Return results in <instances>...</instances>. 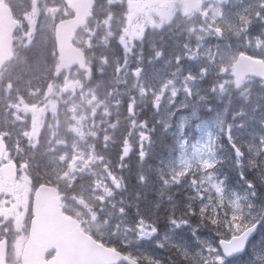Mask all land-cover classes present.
<instances>
[{
	"label": "rangeland",
	"instance_id": "1",
	"mask_svg": "<svg viewBox=\"0 0 264 264\" xmlns=\"http://www.w3.org/2000/svg\"><path fill=\"white\" fill-rule=\"evenodd\" d=\"M11 1L15 5L17 17L25 23L18 36V46L29 43L36 31L41 36L48 37L53 25L67 15L61 0ZM118 1L112 0L108 4ZM128 1L132 23H129L125 34L129 40L133 41V47L136 48L143 37L147 35L153 37L155 40L148 47L149 55L154 61L160 62L162 51L157 45L156 38L167 33L176 49L171 50L169 47L168 53H164V56L168 55L170 58L172 54L179 55V58H174L173 62H162V66L150 73H144L145 76L142 78H139L140 71L144 70L139 67H137V73L133 74L137 81L135 89L136 96L139 98L138 102L141 97L148 95L156 108L164 104L169 109L172 104L170 110L165 108L163 122L165 126L173 125L174 131H180L178 136L180 154L172 163V167L164 170L166 178L163 176V182L179 185V188L188 191L190 203L196 206L199 216L206 215L207 220L212 221L209 229H213V220H217L221 223L223 230L220 232L213 229L211 235L198 236L196 231L190 228L191 224L180 222L181 226L177 233L172 236L164 234L157 238V234L149 225L129 226L120 202L114 199L109 182L104 180L103 176L99 178V181L82 190L80 194L70 198L69 202L65 203V207L73 212L81 210V214L76 213V215H80L85 230L93 232L98 242L104 245L114 242L118 246L116 242L121 241L120 246L139 263L164 264L162 262L164 255L161 250L174 249L190 260H194V263L201 259L205 264H226L217 249V241L239 234L245 228V222L261 220L264 222V209L259 212L252 204H247L246 200L240 199L238 193L226 191L223 183H217L210 172L218 157V149L215 148L218 139L238 135V131L230 130L233 122L227 116L223 100L233 85L232 68L235 58L240 52L257 54L260 58H264V45L260 41L262 31L264 32V0H204V6L197 14H190L184 10V0H172L165 3L151 0ZM256 2L260 5L256 6ZM81 35L87 42L86 37L89 36V32ZM38 49L43 52V56L38 59L39 66L42 58H52L53 51L48 50L44 53V47L41 44ZM124 49L127 55L126 50L129 49L126 46ZM129 55L131 54L127 56ZM132 58L138 66V55L133 54ZM38 66L35 65L34 68ZM70 75L65 76L69 79L63 81L58 90H55L56 87L52 83L49 84L51 79L47 75V77L38 75L35 80H29V83L35 84L28 89L27 94L17 93L12 85L5 82L0 85L3 84V95L0 97L3 109L0 111V132L10 136L9 131L12 127L14 128L17 117L20 116L19 120L22 118V121L27 119V127L23 131V136L27 139L26 146H19L18 140H13L12 150H8L3 159L4 162L11 163L15 158L21 157L19 178L7 184L0 177V222L9 223L8 231L14 247L23 240L21 229L23 211L33 191V180L30 175L38 170L37 176L48 180L51 175L59 172L61 179L70 183L76 175L82 174L79 170L82 165H88L90 168L96 165L94 162L80 159L83 157L80 152L85 143L92 152L96 151L97 125L93 109L97 106L94 103L97 89L92 86L75 88L74 82L79 80V76ZM147 77L148 82L143 84ZM138 80H140L139 83ZM100 85L104 87L103 84ZM64 87H67L65 95ZM244 87L249 89L250 84L238 88ZM261 87H264V82L261 83ZM40 95H44L42 103L45 108L42 115V111L38 113L39 107L29 103ZM51 99L53 102L56 101V104H53ZM58 100L60 103H57ZM63 101L66 113L61 114V111L65 110H61ZM26 108L35 110V114L26 112L24 110ZM202 108L204 111L200 114L199 111ZM87 110H89V116ZM174 114L176 117L172 120ZM232 115L234 114L230 116ZM45 117L49 118L47 122L51 127L59 128L62 124L66 125L73 134V138H71L72 141L67 142L66 146L60 144L59 140L52 142L49 153L43 152L38 161L33 153L37 147L38 132L44 124ZM184 129L187 132L183 133ZM260 132L264 136V125L261 126V131L256 130L253 125L247 128L244 135H238L239 139L246 143L248 158L251 160L258 156L253 145L260 143H255ZM55 133L50 135V140H53V137L56 138ZM137 137H139V143H148L142 127L137 128ZM257 147L263 151L261 158L264 162V144ZM91 151L88 150L84 156H90ZM127 151L128 148H125L124 153L126 154ZM94 156L97 159L96 154ZM77 159L81 161L80 164ZM70 165L72 167H69ZM65 166L69 168L62 169ZM90 168L85 169L86 172ZM184 181H186L185 184ZM116 197L120 199V195L117 194ZM7 210L18 211L14 214L17 217L16 224L13 225L9 220H4V212ZM83 213L86 214L85 220L81 216ZM263 237L264 233L250 246L249 255H245L239 259L241 261L234 264H247V259L251 256L259 258L258 254L263 248L261 246Z\"/></svg>",
	"mask_w": 264,
	"mask_h": 264
},
{
	"label": "trees",
	"instance_id": "2",
	"mask_svg": "<svg viewBox=\"0 0 264 264\" xmlns=\"http://www.w3.org/2000/svg\"><path fill=\"white\" fill-rule=\"evenodd\" d=\"M97 1V7L102 6V9L98 14L96 8L93 13V19L89 22V27L98 26L99 31L94 36V50L91 55L95 74L97 68L116 71L123 67V49L118 44L117 33L112 32V27L114 31V25L123 27L126 23L125 5L108 4L110 0ZM106 17H111L112 20L113 25L110 23L111 34L110 37L106 36L100 40L99 34H102L103 22ZM39 45L40 43L34 42L27 48L30 56L37 58L36 50ZM51 46L52 44L43 46L44 53H47ZM25 55L29 58V55ZM46 60L51 66L50 59ZM40 62V65H42L44 58ZM24 63L26 67L38 65V59L26 60ZM128 67L129 64L125 68L127 69ZM227 102L228 116L234 114V117L240 122L247 119L257 121L264 115V89L258 86H255L251 92H232ZM128 105V101L124 100L120 111L112 109L108 113L109 118L106 117V126H115L118 122L116 116L121 117L124 122L116 126L113 132L108 131L106 133V139H108L109 143L105 148V156L110 163L106 164L105 172L107 173L108 181L111 182L110 186H119V188H113V191L114 194L119 192L122 195L124 210L127 213L137 211L138 216L135 217L133 214H128V220H132V218L134 220L144 219L150 222L158 232L169 231L171 229V215L186 219L188 210L185 206L186 201L183 193H177L170 189V191H165L160 196L158 189L161 185L160 169L156 168L157 163L154 160H157V157H160L165 152L170 159L178 154L177 135L173 132L174 128L164 130L163 124L160 123L162 111L154 110L152 105L151 107L149 105L141 107V112L137 115L136 122L143 125L146 136L149 139L148 144L141 148L142 152H144V157H141L139 138L132 133V127L129 128L130 124L127 126L125 124L126 120L129 119ZM124 131V139L117 141L119 133ZM125 139L129 145L130 153L125 158H121ZM42 147L44 148L41 145L39 149H42ZM221 148H223L222 158L216 166V177L223 180L224 185L230 187L234 193H238L240 199L245 197L247 200H251L255 204L256 210L260 211L264 207V179L261 178L263 172L260 166L261 163L248 162L244 158L240 159L246 154L244 147L237 148L234 151L233 145L222 143L219 150ZM37 172L38 170L34 172L36 177ZM76 185L77 182L75 181L73 189H75ZM120 185L123 189L120 188ZM196 226H201L202 229L206 230L208 221L197 222Z\"/></svg>",
	"mask_w": 264,
	"mask_h": 264
},
{
	"label": "water",
	"instance_id": "3",
	"mask_svg": "<svg viewBox=\"0 0 264 264\" xmlns=\"http://www.w3.org/2000/svg\"><path fill=\"white\" fill-rule=\"evenodd\" d=\"M73 17L58 23L54 30V39L58 54L59 71L75 65L87 73L90 79V70L85 68V60L81 51L74 48L71 41L79 28L84 27L89 12L94 6L93 0H63ZM186 10L196 12L200 0H185ZM18 27V22L12 18L10 9L0 2V71L5 63L11 60L12 35ZM235 77L238 82L247 77L264 80V65L260 60L246 56H239L235 64ZM5 150L0 137V157ZM1 172L7 181L15 180L17 176L14 165H5ZM61 197L58 191L50 186L38 187L32 198V220L28 240L24 246L21 264H136L131 260L110 249L98 245L89 236L85 235L77 221L63 214ZM257 226L232 238L229 242L221 241L218 244L226 259L241 255L247 242L254 236ZM4 242L0 244V260L5 258ZM54 252V257L44 261L47 253Z\"/></svg>",
	"mask_w": 264,
	"mask_h": 264
},
{
	"label": "flooded vegetation",
	"instance_id": "4",
	"mask_svg": "<svg viewBox=\"0 0 264 264\" xmlns=\"http://www.w3.org/2000/svg\"><path fill=\"white\" fill-rule=\"evenodd\" d=\"M81 88V87H79ZM65 90V89H64ZM26 112H30L27 111V108L24 109ZM23 123H21V128L19 129H15L12 127L13 131H23L26 127H27V123L25 121V119L22 121ZM7 144L9 145L11 142V140L9 139L8 136L5 137ZM15 213H18V211L15 210H7L4 212V219L6 221H10L11 224H16L17 223V217L14 216ZM25 220V214H23V223ZM22 223V224H23ZM29 225V224H28ZM27 227V228H26ZM9 226H5L4 223L0 222V239H6L7 240V263L6 264H19V258H20V254H21V245L23 243V240L25 238V233L23 234V240L22 243H20L17 247H14L12 245V240L10 238V232L8 231ZM25 231L26 229H28L27 223L24 227Z\"/></svg>",
	"mask_w": 264,
	"mask_h": 264
},
{
	"label": "clouds",
	"instance_id": "5",
	"mask_svg": "<svg viewBox=\"0 0 264 264\" xmlns=\"http://www.w3.org/2000/svg\"><path fill=\"white\" fill-rule=\"evenodd\" d=\"M36 56H37V59L41 58L43 56V52L40 51L38 48L36 50Z\"/></svg>",
	"mask_w": 264,
	"mask_h": 264
}]
</instances>
